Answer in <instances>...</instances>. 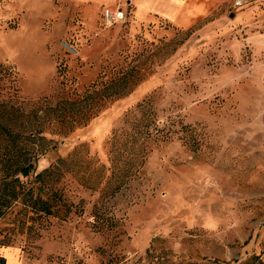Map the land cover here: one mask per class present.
Wrapping results in <instances>:
<instances>
[{
    "label": "rangeland",
    "instance_id": "1",
    "mask_svg": "<svg viewBox=\"0 0 264 264\" xmlns=\"http://www.w3.org/2000/svg\"><path fill=\"white\" fill-rule=\"evenodd\" d=\"M141 1L0 0V264H264V3Z\"/></svg>",
    "mask_w": 264,
    "mask_h": 264
},
{
    "label": "trees",
    "instance_id": "2",
    "mask_svg": "<svg viewBox=\"0 0 264 264\" xmlns=\"http://www.w3.org/2000/svg\"><path fill=\"white\" fill-rule=\"evenodd\" d=\"M58 111H61V109L59 108ZM57 117L58 116H56L55 118H57ZM64 118H65V115H64ZM49 120H50V118H49ZM25 131L26 130H23L22 132L21 131L17 132V136H12V134H9L11 139H12L11 141H12L14 147H16L17 151L20 152L21 161L19 164H17V166L14 169H12L10 167L7 168V174H6L7 178L12 179L16 174L20 175L22 177H28L31 174H34L36 172V164H37L39 156H43V155L48 154L54 148V147H52L51 149H48V148H45V146L43 148L40 146V148H38L36 150L35 154H33V155L29 154L26 147L23 146L24 143L33 144V143H36L35 140L40 142V141L45 140L46 138L43 136V129L40 128L39 125L37 126V128H33L32 130L24 133ZM19 143L21 144L20 147H19ZM35 178L37 180L42 181L43 173L37 174L35 176ZM10 199H12L14 201L16 199V196L13 195L9 199H7V198H5L4 200L1 199L0 211H1V208H8L11 205L9 202ZM34 205H35V203L32 204V207ZM27 206L31 207V205H29V204ZM44 210H46V212L49 213V209L47 208V206H44ZM1 216H2V212H0V217ZM1 261L3 262L4 260L1 259Z\"/></svg>",
    "mask_w": 264,
    "mask_h": 264
},
{
    "label": "crops",
    "instance_id": "3",
    "mask_svg": "<svg viewBox=\"0 0 264 264\" xmlns=\"http://www.w3.org/2000/svg\"><path fill=\"white\" fill-rule=\"evenodd\" d=\"M264 3V0H253ZM187 0H142L139 4L138 16L142 18L147 17V13L153 16V14H161L166 19L171 20L176 18L177 11L186 4ZM199 8H192L190 13L198 11ZM13 254L5 253V259L7 264L12 263Z\"/></svg>",
    "mask_w": 264,
    "mask_h": 264
},
{
    "label": "built area",
    "instance_id": "4",
    "mask_svg": "<svg viewBox=\"0 0 264 264\" xmlns=\"http://www.w3.org/2000/svg\"><path fill=\"white\" fill-rule=\"evenodd\" d=\"M244 3L245 0H233V5L235 8H241ZM104 16L110 25L114 23L115 19H117L115 13L108 10L104 12Z\"/></svg>",
    "mask_w": 264,
    "mask_h": 264
}]
</instances>
